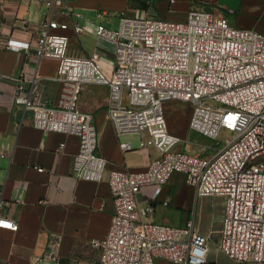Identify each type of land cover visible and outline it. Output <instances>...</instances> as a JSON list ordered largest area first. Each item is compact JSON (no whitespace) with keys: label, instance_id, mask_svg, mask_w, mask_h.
<instances>
[{"label":"built area","instance_id":"2783aa9c","mask_svg":"<svg viewBox=\"0 0 264 264\" xmlns=\"http://www.w3.org/2000/svg\"><path fill=\"white\" fill-rule=\"evenodd\" d=\"M38 1L52 11L34 37L5 36L0 48L58 60L51 79L61 89L54 104L39 98L36 77H28L25 70L7 77L15 83L14 102L24 114L32 113L34 126L79 137L73 176L102 181L108 169V160L98 153L94 116L79 106L84 86L91 82L109 86L108 112L121 149L136 148L129 136H137V147L158 151L143 170L108 171L114 213L106 234L91 240L101 251V262H207V236L196 229L194 213L183 226L163 225L152 220V205L138 203L143 188L154 187L156 197L179 172L197 196L224 198L222 251L243 264H264V34L202 8L190 9L184 20L165 19L156 11L121 14L117 29L100 23L96 30L97 36L115 46L109 77L96 55L70 52V24L54 11L60 0ZM64 12L71 15L73 9L68 5ZM20 23L25 31L32 29L27 19ZM72 27L83 31L78 22ZM168 101L191 104L189 129L214 140L224 129L232 137L210 156L176 149L182 137L169 130L164 109ZM3 205L0 198V228L18 230L19 222L1 212ZM58 242L57 237L50 240L45 257L57 259Z\"/></svg>","mask_w":264,"mask_h":264},{"label":"crops","instance_id":"0c3cea01","mask_svg":"<svg viewBox=\"0 0 264 264\" xmlns=\"http://www.w3.org/2000/svg\"><path fill=\"white\" fill-rule=\"evenodd\" d=\"M176 1L184 4L187 13L192 8L220 12L233 25L264 34V0L166 2L171 5ZM157 4L156 0H60L54 11L57 18L70 24L67 33L71 53L113 60L115 46L97 36V26L101 23L117 29L121 14L157 12ZM68 5L73 9L71 15L64 12ZM51 11L38 0H0V38L13 35L31 39ZM22 18L31 23L30 31L23 29ZM75 22L83 26L82 32L74 31ZM57 68L56 58H38L23 49L0 48V198L4 200L1 212L19 222L18 230L0 228V264H103L101 251L91 240L106 234L114 213L108 171L143 170L158 156L154 147H137V136H129L136 148L121 149L108 112L109 86L91 82L84 86L79 106L94 116L98 153L108 160V169L102 181L75 178L72 165L79 137L34 126L32 113L24 114L14 102L15 83L7 77L25 70L28 77H36L39 98L54 104L61 89L60 83L51 79ZM30 84L28 80L25 82L26 87ZM170 102L173 101L167 103ZM184 103L188 105L183 121L188 131L192 106ZM169 127L171 133L180 136L171 120ZM61 143L65 145L62 147ZM41 167L43 171L38 170ZM137 199L140 206L152 205V220L163 225L183 226L194 213L196 229L207 236L205 264H243L230 259L220 247L223 197L197 196L195 187L183 173L177 172L156 197L154 187L150 186L143 188ZM56 237L57 259L45 257L50 240ZM157 263L176 264L167 259H158Z\"/></svg>","mask_w":264,"mask_h":264},{"label":"rangeland","instance_id":"374dc122","mask_svg":"<svg viewBox=\"0 0 264 264\" xmlns=\"http://www.w3.org/2000/svg\"><path fill=\"white\" fill-rule=\"evenodd\" d=\"M149 1V0H145ZM153 1V0H151ZM157 13L160 17L170 20H184L187 17V11L184 4L180 1L173 2L171 5L166 2L167 0H156ZM102 70L110 77L113 73L114 61L100 59ZM165 114L170 126V120L177 128L182 137V141L177 144L176 149L188 151L191 153H204L205 155H213L217 148L226 143L227 138H231L233 133L227 130H221L218 139H211L200 135L199 133L185 129L184 116L188 109V105L181 101H173L166 103L164 106ZM170 128V127H169ZM187 131V132H186Z\"/></svg>","mask_w":264,"mask_h":264}]
</instances>
